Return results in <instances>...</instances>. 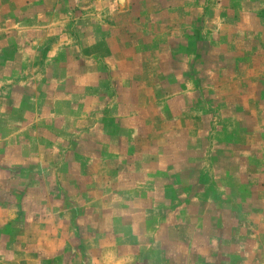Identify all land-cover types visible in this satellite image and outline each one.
Masks as SVG:
<instances>
[{"label":"crops","instance_id":"0c3cea01","mask_svg":"<svg viewBox=\"0 0 264 264\" xmlns=\"http://www.w3.org/2000/svg\"><path fill=\"white\" fill-rule=\"evenodd\" d=\"M56 9L57 0H0V44L12 54L19 44L23 59L33 50L34 59L57 63L50 70L34 63L17 69L7 75L12 84L0 80V140L18 135L31 151L32 139H43L31 125L63 122V132L52 126L45 138L66 141L69 160L79 133L97 150L81 182H62V199L58 168L48 169L51 179L40 188L49 196L40 191L34 198V231L24 223L18 246L11 243L13 220L0 217V238L9 240L0 248V264H206L205 253L212 258L207 264H237L238 252L254 250L229 243L245 237L257 238L259 250L264 228L226 225L233 207L244 212L250 204L233 202L230 190L249 188L264 170V0H105L95 21L88 11L73 20L72 10L62 22ZM47 23L56 31L65 23L67 33L49 40L45 59L39 50ZM46 77L50 94H66L64 103L43 99ZM254 103L260 116L251 111ZM219 108L228 121L248 127L246 143L235 142L239 148L226 153L228 165L221 167L212 149ZM225 189L228 196L218 199ZM257 201L264 219V197ZM59 237L67 238L66 260L48 262L63 251Z\"/></svg>","mask_w":264,"mask_h":264},{"label":"rangeland","instance_id":"374dc122","mask_svg":"<svg viewBox=\"0 0 264 264\" xmlns=\"http://www.w3.org/2000/svg\"><path fill=\"white\" fill-rule=\"evenodd\" d=\"M105 0H57V9L56 14L58 17H60V21L65 22V20H68L67 15H71L70 11L73 10V20L81 19L82 16L87 15H81L82 13L87 14V11L89 12L88 17H90L93 21L96 20L95 17V11H98L103 6ZM100 4V5H99ZM85 10V11H83ZM50 13V10L47 8V12ZM78 14V15H77ZM30 16L27 13H24V17ZM66 16V17H65ZM67 18V19H66ZM58 19V18H57ZM45 20H48L45 19ZM58 21V20H57ZM53 22V21H52ZM49 23V22H48ZM46 28V30L43 32L42 36V44H41V56H45V59L49 55V40L51 38H56V36L65 37L66 36V29H65V23H61V29L56 31L55 27L50 29L49 24ZM56 32V33H55ZM70 32V31H69ZM31 39L32 37H26ZM18 38L12 37V41H16ZM16 46H19V44H15ZM15 46V54L9 53V49L4 47L2 44H0V69L4 68L5 76H0V80L8 79L7 81H4L1 85H8L12 84L9 82V79L11 76H7L9 74H12L14 71L20 70L21 68H33V67H40L42 69L50 70V68L56 67V64H51L50 62H47L46 60H41V57H38L37 59H34L33 56V50L32 46L24 45L26 47V50H31L30 55H26L25 59L22 58L23 54H20L17 52L19 49ZM23 46L22 44L20 45ZM14 50V49H13ZM22 58V59H20ZM9 59H13L12 61ZM20 59V60H18ZM33 63L35 66H33ZM9 69H14L13 71ZM7 77V78H6ZM15 80L18 78H14ZM28 80L33 79V77L27 78ZM42 88H43V99L49 100V97L51 96L53 99H56L59 104L64 103L66 101V94L65 93H57V94H50L49 92V78H42ZM30 83H33L31 81ZM29 83V84H30ZM32 85V84H30ZM48 90V92H47ZM48 93V94H47ZM27 93L26 95H28ZM22 96V95H21ZM256 104H253V108L251 111L255 113L256 115H261V110L264 114V100L261 104V107H259L261 110L256 108ZM263 105V107H262ZM258 111L260 113L258 114ZM227 114L223 108H219L218 110V120H220L221 124L218 127V132L215 133V140L212 142V149L213 152L217 151L214 155V164L217 167H221L224 165H228L227 162V156L226 153H230L231 149L239 148L234 145L236 142L238 143H246V140H243V138H247L248 134L247 132V124H239L237 121H228L230 117ZM251 119L256 120L257 117L253 116L250 113ZM228 118V119H227ZM231 120V119H229ZM64 121V120H62ZM53 126V129L55 131L61 130L64 131L66 125L65 123L61 122L58 125H51L50 123H46L45 125H39L34 126L31 125V127L36 128L39 132V136H42L43 139L39 140L38 143L34 142L32 139L31 144H35V149L33 146V149L31 151L24 150L25 146L28 144H25L27 142H23L20 138H18L16 135L11 140H0V203H3L5 205L4 208L0 206V217H7V219H12L11 222V229H12V237H11V243L16 244V246L19 245V243H22L21 238L18 237V235L21 233V230H23L24 223H27V226H30L31 231L33 232V225H30L29 219L33 218L34 214L37 213L36 207L34 206V198L40 197L41 193L40 191L44 192L46 197L49 196L48 189H44L43 187L40 188L41 184H47L50 181V174H49V168H53V170H56L58 168V172L55 173L57 175V180L61 182V184L58 187V197L64 198L65 197V191L62 189V182H66V180L69 178L73 180L75 183L81 182L83 173L85 172L87 165H89L92 160L95 157V152L97 150V147L92 146V142L89 141L88 138L83 140L82 134L79 133L77 136H75L77 139L73 140V147L72 154L69 157L70 160L66 157V146L67 143L64 140H58V141H50L45 138L46 135H50V127ZM8 128H12L13 131H17L19 128L17 125H8ZM221 130V132H220ZM249 132V131H248ZM54 132H52L53 134ZM28 137L33 134H26ZM56 135V134H54ZM62 135H64L62 133ZM27 148V147H26ZM49 150H51L49 152ZM21 154V157H19L17 154ZM66 159V162H65ZM105 162L107 164L112 165L114 162V156H112L110 153L104 155ZM24 162L23 165H18L19 162ZM252 163H257L256 158L252 160ZM233 164L235 165H241L240 162L234 161ZM68 166V168L74 170L73 173L65 172V169L60 172V166ZM12 166V167H10ZM85 166V167H84ZM261 173V170H260ZM68 174V175H67ZM67 175V177H66ZM258 175V174H257ZM263 175V176H262ZM259 179H257V176L255 177L254 181H251V185L249 188H239V189H231L230 191L233 192V194H230V199L234 200L233 202L237 201L238 199L241 200V198H246L249 200L250 204L247 205L245 208V211L242 212V209L237 208L235 206L234 213L232 214V218L230 221L227 222L226 227L229 230H235V229H249L252 231H257L260 228H264V219H260L261 216L258 215V208L261 207V205L258 204V198L264 197V170L262 174L258 175ZM263 182H260V181ZM223 183L225 182L224 178L222 179ZM261 184L263 186H261ZM39 188V189H38ZM30 189L29 193V203L27 205L23 204V197L25 196V193ZM209 191H214L212 189H209ZM218 199H225V196H228V193L224 192V196L217 194L216 195ZM224 197V198H223ZM25 218V220L20 221V217ZM1 222V221H0ZM43 223V230L49 231V223ZM78 228H81L82 222L76 221L74 222ZM3 228V227H2ZM0 228V229H2ZM60 229H65L64 223H59ZM209 228V226H208ZM264 230V229H263ZM30 231V232H31ZM228 238V237H227ZM233 238V237H231ZM81 237H74L75 244L81 245ZM234 239V238H233ZM237 238L233 240V242H230L229 244H233L236 246H239L238 251H243L241 246L247 245L250 246L247 248V250L251 251L254 250L251 255L238 252L235 255L236 260L239 262L237 264H264V245L260 247L258 250V244L256 243L257 238ZM33 238L31 239V241ZM66 237H59V240H57L56 244L62 245L63 247H60L63 249L62 252H59L58 254L53 255L55 258L48 260V262H61L66 260V253L64 252V248L66 246ZM231 240V239H230ZM237 241V243H236ZM9 240L7 238L3 237V240L0 238V248L7 244ZM48 242V241H47ZM224 241V245H225ZM12 245V244H11ZM15 246V245H12ZM61 249V250H62ZM2 254L0 253V257ZM203 261L207 264L212 259L210 257L209 253L202 254ZM226 257V256H225ZM224 257V258H225ZM244 257V258H243ZM249 257L247 261H245V258ZM47 258V257H45ZM223 258V259H224ZM58 262V263H59Z\"/></svg>","mask_w":264,"mask_h":264}]
</instances>
